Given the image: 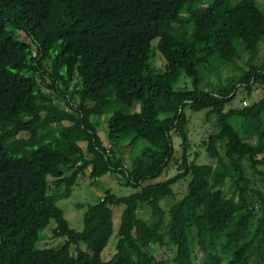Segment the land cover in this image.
I'll use <instances>...</instances> for the list:
<instances>
[{
    "label": "trees",
    "instance_id": "obj_1",
    "mask_svg": "<svg viewBox=\"0 0 264 264\" xmlns=\"http://www.w3.org/2000/svg\"><path fill=\"white\" fill-rule=\"evenodd\" d=\"M256 2L0 0V264H196L198 253L203 264H264ZM239 91L245 99L234 106ZM187 110L213 121L203 142L209 164L190 161ZM94 117L107 122L105 142ZM140 141L147 146L132 149L128 169L122 148ZM89 170L93 185L119 175L134 192L106 191L77 231L57 204ZM176 187L186 189L180 199ZM51 222L65 242L39 249ZM113 236L116 253L104 261ZM163 248L175 249L171 262L155 256Z\"/></svg>",
    "mask_w": 264,
    "mask_h": 264
},
{
    "label": "rangeland",
    "instance_id": "obj_2",
    "mask_svg": "<svg viewBox=\"0 0 264 264\" xmlns=\"http://www.w3.org/2000/svg\"><path fill=\"white\" fill-rule=\"evenodd\" d=\"M257 7L264 13V0H257ZM20 38H24L25 35L23 33H18ZM158 40H155L153 42L154 46H157ZM260 56H264V42L261 44V51ZM166 61L161 56L160 53H156L154 59H153V68L158 71L162 72L165 70ZM50 66L48 67L49 70ZM65 72V70L63 71ZM231 75V71H223L221 74L222 78H226L227 76ZM214 80V79H213ZM211 80H205V85L210 84L213 86V81ZM189 81V80H188ZM186 81V82H188ZM189 83V82H188ZM43 84V83H42ZM184 87V84L181 83L176 88ZM189 87H191L189 83ZM46 90V89H45ZM47 91V90H46ZM263 93L262 89L255 90L252 94V96L248 97L247 100L244 98V94L242 91H239L236 97V100L234 102V106L237 105L240 101H245L248 104H252L257 102V100L260 98L261 94ZM243 103V102H242ZM138 105H136L132 111H138ZM140 112V111H139ZM188 119H189V125H188V138L190 140V148H189V157L190 161H193L196 158V155L198 156L197 162L199 164H209L211 161L208 158V155L205 151L204 147V141L207 138L208 134L213 130V121L210 119H207L206 113H194L190 110L186 111ZM93 121L98 123V133L102 140L105 142L107 139V122L105 119H97L94 117L92 119ZM174 144L176 148V156L178 158L181 157V154L183 152L182 147V140L174 134ZM83 148L85 147L84 143L80 144ZM108 146V145H106ZM147 145L145 142L140 141L138 145H135L133 147L124 146L122 148V158L124 160L126 168L131 167V159L133 157L132 155V149L134 155H139L143 148H145ZM89 172H87L86 177H82V179H79V186L75 189L72 196L68 199L60 200L57 204V206L64 212L65 218L70 224L72 229H75L77 231H81L83 229V216L86 211V207L89 204H95L99 202L100 198L104 197L106 191L109 189L112 190V193H115L118 196H127L134 192L131 188H128L127 186H124L123 180L119 175H108L100 180L97 181L95 185L92 184V180L89 178ZM176 169L169 170L167 172L163 179L165 180L168 178H171L175 176ZM185 188H178L176 187V192H178V197L180 199V196L182 197L185 193ZM167 202H163L164 208H167ZM82 205L85 207H82L79 209L77 206ZM55 228V223L51 222V225L45 229V231L42 233V241L38 243L37 248H50V247H57L60 244H63L65 242V239H55L53 238V229ZM48 235H47V234ZM49 236V239H48ZM48 239V240H47ZM116 244H117V237L113 236L110 240V244L108 247L104 250L102 254V259L104 261L110 260L113 255L116 253ZM175 249L174 248H163L162 250L157 249L155 250V256L157 259L161 260L164 259L167 262H171L173 259ZM71 253L73 256H76V247H71ZM203 255L201 253H198V258H196V264H203Z\"/></svg>",
    "mask_w": 264,
    "mask_h": 264
},
{
    "label": "built area",
    "instance_id": "obj_3",
    "mask_svg": "<svg viewBox=\"0 0 264 264\" xmlns=\"http://www.w3.org/2000/svg\"><path fill=\"white\" fill-rule=\"evenodd\" d=\"M245 106L247 105V104H244ZM106 148H107V152L109 153L110 151V148L108 147V146H106Z\"/></svg>",
    "mask_w": 264,
    "mask_h": 264
}]
</instances>
